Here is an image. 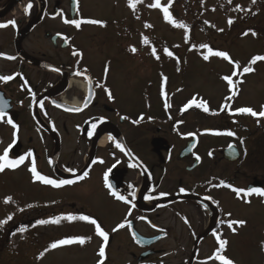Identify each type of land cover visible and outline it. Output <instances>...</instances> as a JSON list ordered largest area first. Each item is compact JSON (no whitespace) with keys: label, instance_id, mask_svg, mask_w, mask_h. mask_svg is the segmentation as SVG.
I'll return each instance as SVG.
<instances>
[{"label":"flooded vegetation","instance_id":"1","mask_svg":"<svg viewBox=\"0 0 264 264\" xmlns=\"http://www.w3.org/2000/svg\"><path fill=\"white\" fill-rule=\"evenodd\" d=\"M68 1L67 7L66 0H0V23L16 21L15 27L0 28V53L16 57H0V75L15 77L9 82L0 81V95L10 102L5 111L19 125L14 142L12 126L0 122V141L7 142L4 148L12 144L10 158L27 156L31 151L42 175L75 181L59 188L35 181L29 171L32 157L17 169L6 170L21 171L30 192L58 206L54 216L37 220L68 214L93 217L89 212L92 193H106L125 207L121 212L125 227L109 233L111 240L121 233V264H219L209 259L218 248L214 232L228 241L223 254L238 264L237 256L248 246L249 234L242 233L240 225H233V232L227 222L243 220L248 229L249 218L243 219L239 208L253 206V202L264 207V197L253 194L238 198L231 189L214 185L224 181L237 188H264V178L253 176L244 185L233 176L223 179L221 166H232L238 172L235 168L242 155L235 146L239 160L225 159L226 149L215 141L213 130L201 128L202 122L189 132L195 136L174 137L177 122L141 120L133 124L141 115L122 119L121 21L107 24L112 26L110 31L92 24L77 29L64 23L65 18L94 19V15L90 10L85 14L80 7L77 11V5L73 10ZM29 3L32 8L26 10ZM64 37L69 38L68 42ZM73 51L83 52V58L74 56ZM106 64L109 70L105 80ZM77 71L81 75H76ZM106 89L111 90V99ZM75 108L81 110H69ZM104 128L113 131L114 140L108 137L102 142ZM117 141L124 151L115 146ZM191 143V153L182 158ZM129 152L131 155L126 154ZM197 155L200 161L195 159ZM85 171L88 176L78 179ZM107 184L132 203L110 195ZM181 188L186 191L181 193ZM147 196L153 199H145ZM56 225L72 231L69 237H77L78 233L73 232L77 226L83 229L80 236L92 237L93 225L86 221L61 220Z\"/></svg>","mask_w":264,"mask_h":264},{"label":"rangeland","instance_id":"2","mask_svg":"<svg viewBox=\"0 0 264 264\" xmlns=\"http://www.w3.org/2000/svg\"><path fill=\"white\" fill-rule=\"evenodd\" d=\"M152 2L143 0L134 13L128 7V0H79L85 14L90 10L94 19L106 22L105 30H112L107 24L121 21V116L135 119L142 115L143 120L177 122L174 137L194 132L198 122H202L204 130L232 131L235 136L212 135L222 150L236 146L242 155L235 168L238 172L232 166H221L222 178L229 180L233 176L239 185L249 183L253 176L264 178V118L233 114L239 107H251L259 112L264 106V61L251 65L253 72L234 77V81H241L237 85L239 94L228 101L230 107L222 111L225 97L230 93L221 77L232 74L233 65L215 56L203 60L207 49L200 47L208 44L214 51H227L232 60L241 65L239 71L248 66L253 56L264 55V0H256L255 4L252 0H232L231 3L228 0H174L169 10L175 19L189 26L187 40L184 29L167 23L160 9L147 6ZM167 2L161 0L164 5ZM68 3L66 0L65 6L68 7ZM237 5L243 10H236ZM229 18L234 20L231 26L227 23ZM147 24L152 27H146ZM250 30L257 35L253 36ZM246 31L247 36L243 35ZM143 36L149 38V45L142 43ZM132 46L138 49L136 53L131 52ZM153 46L160 60L151 55ZM164 48L173 51L174 57H168ZM162 74L168 78L166 84H163ZM193 97L197 102L201 98L206 100L210 112L205 113L195 106L182 112ZM166 101L171 107L165 106ZM6 144V141L0 143V153ZM30 190L21 171L0 173V221L10 215L13 217L8 223L0 224V264H97L102 238L96 234L94 225L91 240L84 245H65L45 252L51 243L70 238L68 234L72 231L61 225L37 224L38 217L54 216L58 206ZM8 196L13 198L11 203L4 202ZM257 204L253 202V206L239 208L240 216L249 218L250 226L248 229L245 224L242 226V233L249 234V244L242 255L237 256L238 264H264V207ZM124 208L106 193H92L89 212L110 234L121 223ZM21 227L27 230L16 229ZM81 230L77 226L73 232L80 236ZM120 234L113 237L107 247L105 264L123 262ZM41 252L45 255L38 259Z\"/></svg>","mask_w":264,"mask_h":264},{"label":"snow or ice","instance_id":"3","mask_svg":"<svg viewBox=\"0 0 264 264\" xmlns=\"http://www.w3.org/2000/svg\"><path fill=\"white\" fill-rule=\"evenodd\" d=\"M173 2H174V0H168L167 5H164L161 3V0H153V2L148 4L147 6L149 8H153V9H160L163 13V19L167 23L171 24L175 28L184 29L186 32L185 38L187 40L190 38L188 36V33L190 32L189 26L185 22L178 21L177 19L174 18V16L172 15V13L169 10L171 8ZM228 2L231 3L232 0H228ZM76 3H77V11H79V0H76ZM141 3H143V0H128V7L135 13L137 10V5L141 4ZM252 3L255 4L256 0H252ZM31 8H32V4L29 3L26 6V10H30ZM236 10L242 11L243 9L239 5H237ZM248 11H251V9H248ZM136 18L139 19L138 16ZM64 23L74 25L77 29H79L82 24L106 26V22L103 20H99V19H66L65 18ZM205 23H208V22L205 21ZM227 23L229 26H231L234 23V20L232 18H229ZM10 25L15 27L16 21L10 20L7 23H0V28H6ZM146 27H152V25L147 24ZM213 27H215V26L213 25ZM218 31L222 32L223 29H218ZM248 34H249V32H247V31L243 33V35H245V36H247ZM251 34L253 36L257 35V33L255 31H251ZM64 39L66 42H68V40H69L68 37H64ZM142 43L144 45H149V43H150L149 38L147 36H143ZM175 47H178V45ZM192 47L194 48L195 45H193ZM200 47L203 49H207V54L203 55V60L208 61L210 59V57L215 56V57L222 58V59L228 61L229 63H231L233 65L234 71L232 72V74L224 75L221 77V79L224 80L227 83V85L229 86V93L230 94L225 97L226 103L223 105V107L221 109L222 111L226 110L230 107V105L227 102L232 101L233 98L239 94L237 85L241 81H239V80L234 81V77L253 72L254 68L251 65H255L258 61H264V55L253 56L251 58V60L249 61L248 66L243 67L242 71H239L241 69V65L239 64L238 61L232 60L231 56L229 55V53L227 51H221V50H215L214 51L213 48L208 44H202V45H200ZM130 50L132 53H136L138 51V49L135 46H132ZM164 52L168 57H174L173 51L169 50L168 48H164ZM72 54L74 56L80 57L81 59L83 58V52H81V51H73ZM151 55L156 60H160V56L157 54V49L154 46L151 48ZM0 57H3V58L8 59V60L16 59V57L9 56V55H6L4 53H0ZM176 59H177V62L179 63V58L176 57ZM52 70L53 71H59V69H55V68H53ZM108 70H109V68H108V65L106 64V66H105V80L107 78ZM76 75H81V72L77 71ZM14 78L15 77L13 75H0V81H3V82H9V81L13 80ZM88 79H89V82L91 83V78L89 77ZM162 79H163V84H166L167 79H168L167 76H163V74H162ZM26 83H27V81H25V84ZM97 86L98 87H104V84H98ZM29 91H31V90L29 89ZM106 92H107L109 98L111 99L112 98L111 90L106 89ZM32 95H33V97H35V93H32ZM164 95H165V97H167V93H164ZM40 106L43 107V104L41 103ZM86 106H87V101H85V107ZM165 106L171 107V105L168 104L167 101H166ZM193 106H195L196 108L202 109L205 113L210 112L208 102L202 98L199 100V102H197L196 97H193L187 104L184 105L182 112L192 108ZM7 107H8V102L3 99L2 95H0V122L7 123V124L12 126V128L14 129L13 136H14V142H15V138L17 137V135L19 133V125L14 123L11 116H9L7 114V112L5 111V109ZM69 110L80 111L81 109L75 108V109H69ZM212 114H216V113H212ZM233 114L234 115H251L253 117L264 118V106H261V110L259 112L255 111L251 107H239L235 110V112ZM122 119H128V117H122ZM143 119H144V117L141 115L139 117V119L133 120L132 123L133 124H139L140 121ZM95 128H96V125L93 124L92 129L95 130ZM91 134L92 133H89V135H91ZM213 134L235 136V133L232 131H228L226 133H221L219 131H216ZM188 135L189 136H195V133H188ZM110 139L114 140L115 138L110 137ZM0 143H2V141H0ZM115 146L117 148H119L121 151L125 150L124 146L121 143H119L118 141L116 142ZM11 149H12V144H9L8 147L4 148L2 153H0V173H4L6 170H15L20 165L24 164L25 160L28 157H32V159L30 161L31 167H30L29 171L31 172L35 181H40L45 185H51V186L56 187V188H59L63 185H69V184H72L75 182L73 180L51 179L46 175H42L37 170L36 160H35L33 153L31 151L27 153V156L22 155V156H19V158H10ZM126 154L131 155L130 152L126 153ZM209 155L211 156L212 153L210 152ZM195 159L197 161H200L201 157L199 155H197L195 157ZM100 163H103V161L101 160ZM68 171L73 172V169L69 168ZM87 176H88V172L85 171L82 176L78 177V179H84ZM105 180L107 181V174H105ZM107 187L110 190V195L115 197L117 200L128 203V204L132 203L130 200H128V198L126 196L121 195L117 191L112 189L111 184H107ZM214 187H227V188L231 189L234 193H236L238 198L239 197H250L253 194H255L259 197H264V188H261V187H250L248 189L237 188V187H234L232 184L226 183L224 181H220L219 184L214 185ZM179 191L181 193H184L186 190L184 188H181ZM132 195L135 196V191L132 192ZM160 195L163 196V195H166V193H161ZM145 199L151 200V199H153V197L147 196V197H145ZM205 199H211V197H206ZM12 200H13V198L11 196H8L5 198L4 202L5 203H11ZM245 202L250 203L251 201L245 200ZM134 206L135 205H132V207H134ZM29 207H31V205H29ZM128 215H131V212H129ZM228 215L231 216V213H228ZM12 219H13V217L10 215L7 217L6 220L0 221V224H6V223H8V221H10ZM61 220H67V221L80 220V221H86V222L94 225L96 234L100 238H102V244L98 250L99 259L97 261V264H105V260L107 259L106 249L108 247L110 237H109V233L101 227L100 223L96 219L90 217L89 215H73V214H68L66 216L54 217V218L47 219V220L41 219V220H38L36 223L39 225H46V224H50V223L51 224H59L61 222ZM128 223L130 226V221ZM185 223H188L186 218H185ZM227 223H228V227L230 229H232L233 232H235V228H233L232 226L233 225L243 226L246 223V221L229 220ZM124 227H125V224L121 223L117 227L113 228L112 231L116 232L119 229L124 228ZM153 227H155V225H153ZM26 230L27 229L25 227H21L19 229L20 232H24ZM135 235H136L135 232H133V237H135ZM213 235L216 238V240L218 241V248L215 250L213 256L209 257V259H214V260L218 261L219 264H235V261H233L232 259L228 258L227 256H225L223 254L226 250V246L228 244V241L225 239H221L220 235H218L215 232L213 233ZM90 240H91V237H84V236H77V237H70V238L61 239V240H58V241L51 243L49 248L45 249V252H47L49 250L57 249L58 247L65 246V245H72V244L84 245L87 241H90ZM45 252H41L38 259L43 258V256L45 255Z\"/></svg>","mask_w":264,"mask_h":264},{"label":"water","instance_id":"4","mask_svg":"<svg viewBox=\"0 0 264 264\" xmlns=\"http://www.w3.org/2000/svg\"><path fill=\"white\" fill-rule=\"evenodd\" d=\"M71 8L73 10L76 9V0H71ZM9 103L10 102H8V104ZM10 109H11V107H10ZM193 146H194V144H192V143L189 144L188 148L183 152L182 158L188 156L191 153V151L193 149ZM223 154H224L225 159H227L229 162H236L240 158V153H239L238 149L235 146L229 147L228 149H226L223 152ZM110 243H111V237L109 238V244Z\"/></svg>","mask_w":264,"mask_h":264},{"label":"bare ground","instance_id":"5","mask_svg":"<svg viewBox=\"0 0 264 264\" xmlns=\"http://www.w3.org/2000/svg\"><path fill=\"white\" fill-rule=\"evenodd\" d=\"M113 131L110 128H104L102 131V142L105 143L106 139L108 137H113ZM148 209L151 207V205L146 206Z\"/></svg>","mask_w":264,"mask_h":264}]
</instances>
